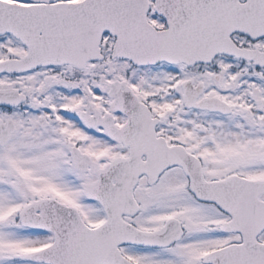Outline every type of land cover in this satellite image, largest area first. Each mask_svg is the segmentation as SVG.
Segmentation results:
<instances>
[{"label":"snow or ice","instance_id":"6c2138e0","mask_svg":"<svg viewBox=\"0 0 264 264\" xmlns=\"http://www.w3.org/2000/svg\"><path fill=\"white\" fill-rule=\"evenodd\" d=\"M0 264H264V0H0Z\"/></svg>","mask_w":264,"mask_h":264}]
</instances>
